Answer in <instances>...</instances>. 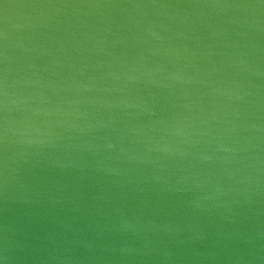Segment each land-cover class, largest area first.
<instances>
[{"label":"water","instance_id":"1","mask_svg":"<svg viewBox=\"0 0 264 264\" xmlns=\"http://www.w3.org/2000/svg\"><path fill=\"white\" fill-rule=\"evenodd\" d=\"M0 264H264V0H0Z\"/></svg>","mask_w":264,"mask_h":264}]
</instances>
